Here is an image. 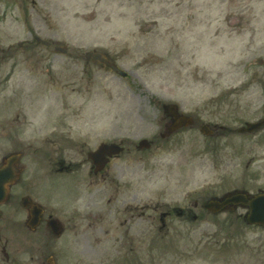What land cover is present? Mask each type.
<instances>
[{
  "label": "rangeland",
  "instance_id": "1",
  "mask_svg": "<svg viewBox=\"0 0 264 264\" xmlns=\"http://www.w3.org/2000/svg\"><path fill=\"white\" fill-rule=\"evenodd\" d=\"M9 2V9L0 8V164L17 149L28 151L20 161L26 168L19 184L11 189L10 201L0 206L10 257L7 263L0 251V264H45L49 255L57 264H105L103 243L95 257L86 237L66 230L54 238L42 227L28 232L20 223L25 219L18 202L22 194L37 198L47 213L51 209L63 220L68 217L61 212L62 187L56 182L44 187L42 167L47 162L32 149L42 146L45 136L55 139L57 129L74 134L83 118L93 119L101 133L110 123L114 132L122 129L136 142L156 130L148 102L159 98L191 108L215 87L247 86L254 71L264 70V0H32L26 9H18L17 0ZM34 35L52 38L51 45L43 46ZM23 41L28 43L22 49H8ZM56 45L67 46V53H55ZM92 49L107 54L127 77L87 61L84 54ZM24 120L29 126L22 131ZM143 160L146 176L152 157L147 153ZM31 178L33 192H18ZM188 190L177 189L179 203ZM223 224L228 229L230 223ZM173 225L170 237L152 231L158 264L235 263L232 238L216 234L220 223ZM119 255L113 252L112 261L120 262ZM144 255L153 260L152 254Z\"/></svg>",
  "mask_w": 264,
  "mask_h": 264
},
{
  "label": "flooded vegetation",
  "instance_id": "2",
  "mask_svg": "<svg viewBox=\"0 0 264 264\" xmlns=\"http://www.w3.org/2000/svg\"><path fill=\"white\" fill-rule=\"evenodd\" d=\"M6 1L10 7L9 0H0V8H7ZM28 1L17 3L26 9ZM215 89L191 108L159 99L152 105L148 102L154 110L152 131L156 130L145 137L147 143L128 140L122 129L118 134L110 123L97 133L90 118L74 127L73 137L60 131L55 139L45 138L39 154L47 162L43 168L53 175L51 180L64 186L63 179L72 175L74 201L62 209L69 214L63 230L71 227L76 237H86L91 256L102 250L98 245L103 243L108 252L105 264H158L152 231L164 238L175 231V221H215L220 223L216 234L232 238L234 264H264V224L248 223L254 199L264 194V70L254 71L247 86ZM103 143L107 148L101 147ZM70 151L72 156L64 155ZM19 152L25 155L24 148ZM146 152L152 157V170L145 176L141 155ZM24 168L15 166L19 173ZM23 184L28 189L35 183ZM151 185L153 197L144 198ZM176 186L191 189L181 203ZM41 207L37 227L45 231L47 222L56 217L51 209L47 213ZM29 208H24L27 217ZM4 218L0 212V220ZM259 219L264 220V214ZM225 222L230 223L228 229H223ZM3 238L4 249V234ZM222 243L227 245L228 239ZM115 251L120 262L112 261ZM145 253L153 255L151 262Z\"/></svg>",
  "mask_w": 264,
  "mask_h": 264
},
{
  "label": "water",
  "instance_id": "3",
  "mask_svg": "<svg viewBox=\"0 0 264 264\" xmlns=\"http://www.w3.org/2000/svg\"><path fill=\"white\" fill-rule=\"evenodd\" d=\"M45 43V42H43ZM47 44V43H45ZM65 48L57 47L55 51L57 52H65ZM89 55H92L94 58H97L98 60L101 59V55L98 53H88ZM17 155H12L5 159V163L0 167V203L6 200L8 195V186L11 184L15 178L16 175L13 171V163L17 159ZM48 264H54L53 260L50 258L48 260Z\"/></svg>",
  "mask_w": 264,
  "mask_h": 264
}]
</instances>
